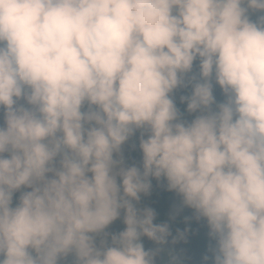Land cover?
<instances>
[{
	"label": "clouds",
	"instance_id": "9594fccd",
	"mask_svg": "<svg viewBox=\"0 0 264 264\" xmlns=\"http://www.w3.org/2000/svg\"><path fill=\"white\" fill-rule=\"evenodd\" d=\"M250 10L264 0H0V264H153L140 238L164 243L168 225L133 204L150 177L206 218L213 264H264V15ZM197 58L186 122L170 94ZM142 128L143 171L123 167L114 153ZM121 209L126 230L97 248Z\"/></svg>",
	"mask_w": 264,
	"mask_h": 264
},
{
	"label": "trees",
	"instance_id": "16d2710c",
	"mask_svg": "<svg viewBox=\"0 0 264 264\" xmlns=\"http://www.w3.org/2000/svg\"><path fill=\"white\" fill-rule=\"evenodd\" d=\"M248 15L253 22H258L259 17L264 15V13L250 10ZM193 78L196 80L200 79L199 58L193 62L191 72L184 75V85L175 89L170 94V98L173 99L181 119L186 122H191L199 115V113H189L187 111V103L182 99L192 94ZM213 94L217 104L223 103L227 99L223 90L215 83L214 79ZM19 103L23 104L26 102L19 101ZM82 110L86 111L87 105ZM0 126H4V123L0 124ZM149 134L150 131L147 128L135 129L129 139L122 145L120 153H116L113 158L118 161L123 158V167L135 166L143 171V152L140 147V141L141 138L147 139ZM57 166H59V158L57 160ZM150 182L152 185L150 191L140 193L139 201L134 200L133 204L141 212L145 209H152L155 213L153 220L155 225H168L169 235L164 243H157L143 235L140 238V242L144 245L145 250L152 254L153 264L175 262L177 258L174 255H168L163 253V251L176 253L184 249L192 255V264H205L204 258L206 256L209 258L207 264H213L217 241L210 234V227L206 218L198 217L194 209L184 204L183 197L178 192L169 190L166 178L161 177L157 180L155 177H150ZM117 183L121 186V195H123L122 180L120 177H117ZM30 190L22 188L14 193L13 207L18 204L21 194ZM125 215V210L121 209L119 217L103 232L92 234L97 248H102L105 245L112 246V237L118 236L126 230L127 225L124 222ZM58 264H77V257L74 252L69 253L67 256L58 258Z\"/></svg>",
	"mask_w": 264,
	"mask_h": 264
},
{
	"label": "rangeland",
	"instance_id": "374dc122",
	"mask_svg": "<svg viewBox=\"0 0 264 264\" xmlns=\"http://www.w3.org/2000/svg\"><path fill=\"white\" fill-rule=\"evenodd\" d=\"M23 104L26 105V103H23ZM4 112H5V109L0 108V124L4 122ZM114 155H116V153H114ZM5 156L7 157V155ZM88 175L90 177L92 174L89 173ZM49 178H51V175H49ZM163 253H166L168 255H174L177 258V261L168 263V264H192L193 263L192 255L185 249L179 250L176 253H173L170 251H163Z\"/></svg>",
	"mask_w": 264,
	"mask_h": 264
},
{
	"label": "bare ground",
	"instance_id": "6f19581e",
	"mask_svg": "<svg viewBox=\"0 0 264 264\" xmlns=\"http://www.w3.org/2000/svg\"><path fill=\"white\" fill-rule=\"evenodd\" d=\"M115 156V155H114Z\"/></svg>",
	"mask_w": 264,
	"mask_h": 264
}]
</instances>
